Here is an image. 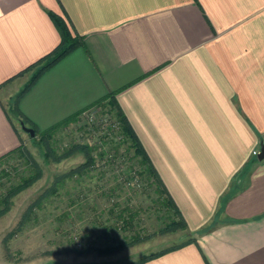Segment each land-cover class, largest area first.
Listing matches in <instances>:
<instances>
[{
    "label": "crops",
    "instance_id": "obj_1",
    "mask_svg": "<svg viewBox=\"0 0 264 264\" xmlns=\"http://www.w3.org/2000/svg\"><path fill=\"white\" fill-rule=\"evenodd\" d=\"M49 11L86 45L21 111L45 130L117 91L197 237L140 264H264V0H0V158L24 138V70L61 41Z\"/></svg>",
    "mask_w": 264,
    "mask_h": 264
},
{
    "label": "rangeland",
    "instance_id": "obj_2",
    "mask_svg": "<svg viewBox=\"0 0 264 264\" xmlns=\"http://www.w3.org/2000/svg\"><path fill=\"white\" fill-rule=\"evenodd\" d=\"M34 69L26 71L29 77ZM94 108V123L80 116L53 132L47 156L39 136L24 131L14 117L25 148L0 159V264H131L193 237L189 229H167L170 215L157 199L155 184L141 173L111 112L101 105ZM84 145L95 165L66 177L56 193L34 204L56 175L86 161V153L77 148ZM34 162L41 167L40 178L11 196L3 212L4 197L35 171ZM122 210L125 219L134 216L132 222L120 217Z\"/></svg>",
    "mask_w": 264,
    "mask_h": 264
},
{
    "label": "trees",
    "instance_id": "obj_3",
    "mask_svg": "<svg viewBox=\"0 0 264 264\" xmlns=\"http://www.w3.org/2000/svg\"><path fill=\"white\" fill-rule=\"evenodd\" d=\"M49 14L54 21L56 27L58 28L60 34H61V41L60 43L47 55L41 57L36 62L29 65L24 72L27 70H30L32 68H35L33 73L31 74L29 80L26 82V84L22 87V89L12 98L9 108V113L12 118L17 117L20 120H23L26 124L28 123L30 126L34 127L36 130V136H39V142L42 145L43 149L47 153V155H50L51 145L49 143V140L51 139L53 132L60 127L63 124H66L68 122L77 120L80 116H82L83 112L90 109L93 106L101 105L104 108L107 109V111H110L113 118H114V125H116L119 135L126 141L129 145V148L133 150L134 156L138 158V162L141 165V173L146 175L149 180L152 181V184H155V191L157 192V199L159 203L166 207L168 210V213L170 215V220L166 224L167 229L170 230H176L178 228L181 229H189L188 223L183 216L181 210L179 209L176 201L174 200L173 196L171 195L170 191L168 190L166 184L164 183L158 169L154 165L149 153L147 152L145 146L143 145L139 135L133 128L128 116L124 112L123 108L121 107L120 103L117 99V91H110L108 92L104 97L96 101L94 104H92L90 107L74 114L66 119L60 121L59 123L51 126L48 129L40 130L35 123H33L28 117H26L23 112L20 109V101L22 97L32 88V86L37 82V80L52 66H54L57 62L62 60L64 57H66L68 54L73 52L79 47H85V37L81 35L80 33L76 32L74 28L72 27V24L70 23L69 17L67 13H64V15H61L55 11H49ZM100 127V126H99ZM264 142V140H263ZM24 144L23 140L19 147L12 150L11 152L4 155L2 158L9 157L12 153L16 151H23L24 150ZM83 152L86 153V161L82 164H80L77 167L72 168L67 173L56 175L54 182L52 185L40 195V197L34 202V204L40 203L45 197L49 196L53 192L58 191V187L62 185L65 182V178L68 177L69 179H72L79 175L80 173L84 172L91 166L95 165L96 159L94 155L92 154L90 148L87 145L79 146L77 147ZM105 151L100 152L99 157H103L105 155ZM257 160V157L254 159V161ZM34 168L35 171L31 173L29 176H26L22 179L20 183L13 186L7 193V195L4 197V204L5 209H8L10 202V197L15 195L20 190L26 188L27 186L31 185L33 182H35L38 178H40L42 174V170L40 165L37 162H34ZM228 196L224 197L222 199V206L224 205V202ZM124 210L120 212V217L124 218ZM128 218H132L129 219ZM127 219L124 218V221L126 224L129 222H132L134 216H129ZM214 225H209L204 230H210ZM191 233V232H190ZM192 234V233H191ZM193 235V234H192ZM197 237L194 235L188 242L185 244L174 246L165 250H162L158 253L146 255L142 257L139 260L133 261L131 264H140L141 262L148 260L150 258L156 257L162 253H165L169 250H173L176 248H180L189 242L196 241ZM128 242L119 243V245L113 246L111 248H107L103 251L112 250L121 246L126 245Z\"/></svg>",
    "mask_w": 264,
    "mask_h": 264
},
{
    "label": "water",
    "instance_id": "obj_4",
    "mask_svg": "<svg viewBox=\"0 0 264 264\" xmlns=\"http://www.w3.org/2000/svg\"><path fill=\"white\" fill-rule=\"evenodd\" d=\"M21 125L24 131L30 133V135L32 137H34L36 135V130L34 129V127L28 126L23 120H21ZM259 160H263L264 159V142L261 144V149L257 155Z\"/></svg>",
    "mask_w": 264,
    "mask_h": 264
},
{
    "label": "built area",
    "instance_id": "obj_5",
    "mask_svg": "<svg viewBox=\"0 0 264 264\" xmlns=\"http://www.w3.org/2000/svg\"><path fill=\"white\" fill-rule=\"evenodd\" d=\"M97 112H98V110H96L95 108L94 109H88V110L83 112L82 116L85 117L89 122L94 123ZM259 151L255 150L254 155H258Z\"/></svg>",
    "mask_w": 264,
    "mask_h": 264
}]
</instances>
